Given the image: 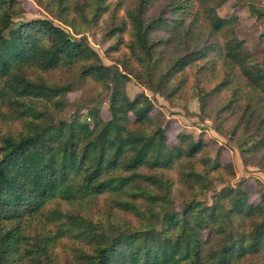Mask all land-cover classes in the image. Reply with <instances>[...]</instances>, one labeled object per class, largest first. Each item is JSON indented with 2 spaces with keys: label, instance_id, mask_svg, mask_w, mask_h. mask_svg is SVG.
Wrapping results in <instances>:
<instances>
[{
  "label": "trees",
  "instance_id": "16d2710c",
  "mask_svg": "<svg viewBox=\"0 0 264 264\" xmlns=\"http://www.w3.org/2000/svg\"><path fill=\"white\" fill-rule=\"evenodd\" d=\"M57 1L58 19L75 34L49 18L14 23L17 1L0 0V118L24 124L0 136V264H21L24 252L40 264L66 238L65 264H264V192L254 204L244 179L222 180L206 203L197 192L227 170L235 178L234 164L185 132L170 144L153 100L126 93L131 78L170 100L192 88L243 164L264 172V65L237 35L238 16L218 13L227 0H136L124 19L114 7L105 35L119 54L110 65L76 37L108 11L106 0L90 20L83 7L73 15L68 0ZM249 9L264 17V0ZM62 67L106 85L109 119L99 108L88 120L79 110L64 116L73 82L35 77ZM101 198L136 223L90 219ZM42 216L51 228L32 227Z\"/></svg>",
  "mask_w": 264,
  "mask_h": 264
},
{
  "label": "rangeland",
  "instance_id": "374dc122",
  "mask_svg": "<svg viewBox=\"0 0 264 264\" xmlns=\"http://www.w3.org/2000/svg\"><path fill=\"white\" fill-rule=\"evenodd\" d=\"M16 11L12 17L14 23L28 21L35 18H49L56 24L74 33L73 28L68 26L63 20H59L58 16L64 17L61 12L57 0H16ZM67 1V0H66ZM97 0H68L74 7L71 14H78L79 7L85 9V13L89 20L92 18L90 10L96 4ZM257 2L263 4V0H227L218 8V13L223 17L236 15L239 18V25L236 29L237 35L246 40L255 54L261 56L264 65V17H258L250 12L249 4ZM109 4L108 11L98 19L91 21L89 27L83 24L81 34H76V37L85 36L90 46L101 58L103 63L110 65L114 64V59L118 56V52L111 48L115 46L116 38H108L105 32L111 26V12L114 7H117V18L124 19L126 17V9L135 5L136 0H106ZM75 34V33H74ZM129 32L125 33L128 38ZM124 48V47H121ZM78 70H72L69 75V69L62 67L60 70L53 73H36V79H43L52 83H64L67 81L73 82V89L67 93V108L64 111V116L70 118L76 110L83 114V118L89 119L88 111L99 108L103 118L111 117L109 111V96L110 91L101 81L94 79L92 76L81 77L78 75ZM147 94L154 103L152 115L156 122L160 125H165L168 133L169 143L177 142V135L185 132L194 138H202L207 142V154L211 157H218L222 162H232L236 167V177L230 178L229 170L215 175L213 184L209 185L204 193L197 192V196L201 197L206 203L213 202V194L222 185L220 181L225 183L236 184L244 179L245 185L250 190V201L254 204L261 202L262 193L264 192V172L258 170L252 165H244L240 156L239 149L233 142L218 134L215 130L214 114L210 110L201 111L197 97L194 95L192 88L179 92L172 100L166 99L159 94L154 93L139 83L136 79L131 78L126 85V93L130 98H134L138 93ZM5 110V108H3ZM8 110V108H7ZM21 120L7 121L0 118V136L8 131H21L24 127ZM175 192H178L177 190ZM58 203H53L52 206H57ZM176 208L180 209V202L176 203ZM88 217L94 221L105 222L109 217L113 221H119L122 217H128L136 223V218L127 216L112 208L110 203H106L104 199L95 200L90 206L87 213ZM108 219V220H109ZM119 219V220H118ZM42 223H47L48 227H52L48 223L45 216L37 218L32 227L42 226ZM23 246V248H25ZM72 247L71 239L64 241L55 248H51V258L45 259L40 257V264H65L71 258L70 249ZM26 250V248H25ZM37 255L29 252H24V258L21 264H39L36 259Z\"/></svg>",
  "mask_w": 264,
  "mask_h": 264
}]
</instances>
